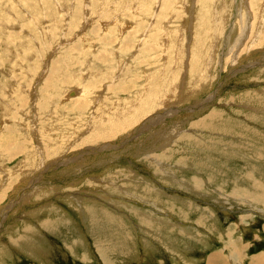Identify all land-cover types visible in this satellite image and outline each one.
<instances>
[{"label": "rangeland", "instance_id": "1", "mask_svg": "<svg viewBox=\"0 0 264 264\" xmlns=\"http://www.w3.org/2000/svg\"><path fill=\"white\" fill-rule=\"evenodd\" d=\"M263 252L264 0H0V264Z\"/></svg>", "mask_w": 264, "mask_h": 264}, {"label": "crops", "instance_id": "2", "mask_svg": "<svg viewBox=\"0 0 264 264\" xmlns=\"http://www.w3.org/2000/svg\"><path fill=\"white\" fill-rule=\"evenodd\" d=\"M240 246V245H239ZM233 247H234V249L235 248H237V244L235 243L234 245H233ZM230 248V250H231V252H233V255L231 254V252H230V256H228L229 258H228V263H229V260H232V256H234V254L236 253V251L235 250H232V248L231 247H229ZM241 248V247H240ZM238 249V248H237ZM244 251V252H243ZM243 251H242V254L244 255L246 252V248L243 246ZM247 254V253H246ZM219 256L220 257V259L218 260L219 261V264H226V261L224 260V258H222L223 256H222V254L220 255V254H217V253H213L212 254V256L210 257V260H208V264H213L215 261H217V260H215L214 258H212V257H214V256ZM209 257V256H208ZM208 257H206V259L208 258ZM257 258H259V259H257ZM206 259L204 260L205 261V264H207L206 263ZM256 259H257V263L259 264V263H262V264H264V252L263 253H261V254H259V255H257L256 256V258L254 259V262H256ZM258 260H260L259 262H258ZM223 261V262H222ZM250 263L252 264V260L250 261Z\"/></svg>", "mask_w": 264, "mask_h": 264}, {"label": "bare ground", "instance_id": "3", "mask_svg": "<svg viewBox=\"0 0 264 264\" xmlns=\"http://www.w3.org/2000/svg\"><path fill=\"white\" fill-rule=\"evenodd\" d=\"M237 259V258H236ZM257 260V259H256ZM258 264V263H257ZM259 264H262V263H259Z\"/></svg>", "mask_w": 264, "mask_h": 264}]
</instances>
